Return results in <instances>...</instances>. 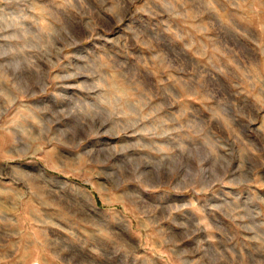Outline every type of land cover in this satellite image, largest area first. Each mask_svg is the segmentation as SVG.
<instances>
[{"label":"rangeland","instance_id":"obj_1","mask_svg":"<svg viewBox=\"0 0 264 264\" xmlns=\"http://www.w3.org/2000/svg\"><path fill=\"white\" fill-rule=\"evenodd\" d=\"M0 264H264V0H0Z\"/></svg>","mask_w":264,"mask_h":264}]
</instances>
